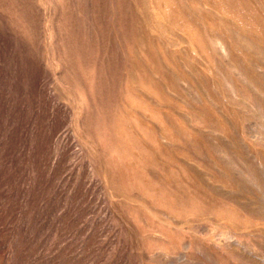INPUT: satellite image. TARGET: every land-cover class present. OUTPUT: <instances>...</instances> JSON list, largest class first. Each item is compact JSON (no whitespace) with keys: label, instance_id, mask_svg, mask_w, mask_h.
I'll list each match as a JSON object with an SVG mask.
<instances>
[{"label":"rangeland","instance_id":"rangeland-1","mask_svg":"<svg viewBox=\"0 0 264 264\" xmlns=\"http://www.w3.org/2000/svg\"><path fill=\"white\" fill-rule=\"evenodd\" d=\"M0 264H264V0H0Z\"/></svg>","mask_w":264,"mask_h":264}]
</instances>
